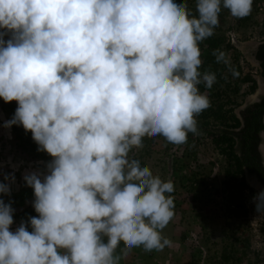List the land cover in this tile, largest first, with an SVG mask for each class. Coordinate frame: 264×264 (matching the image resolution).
Here are the masks:
<instances>
[{
	"label": "clouds",
	"instance_id": "obj_1",
	"mask_svg": "<svg viewBox=\"0 0 264 264\" xmlns=\"http://www.w3.org/2000/svg\"><path fill=\"white\" fill-rule=\"evenodd\" d=\"M194 5L0 0V99L17 102L3 127L22 126L51 157L23 176L37 216L12 231L14 209L0 198V264H121L134 248L170 246L163 230L175 214L174 183L133 150L146 137L182 145L197 133L210 107L199 86L217 79L201 70L200 44L222 9L237 19L253 10V0ZM212 55L226 63L223 51ZM258 135L264 159V130ZM0 194L10 185L0 182ZM253 200L264 211V190Z\"/></svg>",
	"mask_w": 264,
	"mask_h": 264
},
{
	"label": "rangeland",
	"instance_id": "obj_2",
	"mask_svg": "<svg viewBox=\"0 0 264 264\" xmlns=\"http://www.w3.org/2000/svg\"><path fill=\"white\" fill-rule=\"evenodd\" d=\"M257 11L253 14L251 25L246 29L231 31L230 43L240 52L239 64L243 73L251 74L256 82L254 92L247 95L241 104L234 109L235 115L253 101H246L259 90V80L255 67L250 63L249 51L251 42L261 36L260 18L264 15V0H256ZM8 37H5L7 39ZM229 58L227 54L226 60ZM250 98V97H249ZM0 99V182L10 185V194L3 195L5 203L21 193H27L26 198L18 208L32 207L34 200L32 188L25 185L24 174L35 170H43L42 161H33L16 147L12 139L10 128L3 127L9 120L6 112L1 108ZM191 149L192 157L181 158V147L170 145L164 148L163 137H152L142 149L133 150L132 155L141 160L142 165L150 167L155 175L174 183V217L163 230V235L171 240V244L162 251L146 252L143 248H134L121 260V264H185L194 247H200L202 260L206 264L221 262V252L229 251L234 257L240 258V264H264V242L260 234L263 222L262 212L256 211L253 198L262 191L261 187L250 185L245 175L248 188L255 191L251 195L247 189L235 191V179L227 180L221 172L222 161L216 155L211 143L199 133L194 134ZM147 152V153H146ZM179 159L177 170L171 165L172 155ZM184 163V167L182 165ZM181 165V167H180ZM195 174L196 191L187 189V178ZM15 177L14 182L5 180L7 175ZM231 182V183H230ZM230 183V185H229ZM25 194V193H24ZM30 194V195H29ZM23 204V205H22ZM14 209V208H13ZM17 209H14L13 214ZM14 223L10 230L14 231L20 224L13 217Z\"/></svg>",
	"mask_w": 264,
	"mask_h": 264
},
{
	"label": "trees",
	"instance_id": "obj_3",
	"mask_svg": "<svg viewBox=\"0 0 264 264\" xmlns=\"http://www.w3.org/2000/svg\"><path fill=\"white\" fill-rule=\"evenodd\" d=\"M256 5V0H253L251 15L243 19L234 18L227 9H222L219 16V24L214 29L213 34L201 42V59L203 61L201 70L215 72L217 79L210 89H206L203 84L199 86L201 92L209 96L210 107L197 117V133L209 140L216 155L220 157L223 163L221 167L223 176L227 180L235 179L236 187L234 186L233 188L235 191L247 189L251 195H254L255 191L247 187L244 180L245 173L249 176H254L264 186V169L261 163V156L257 151V145L260 142L258 133L264 130V96L261 97L259 102L245 106L238 113V116L233 112L241 104L245 96L254 92L256 83L251 74L242 72L239 64L242 57L240 52L230 43L229 33L238 29H246L251 25L253 14L257 11ZM189 7L194 10V0H189ZM259 24L263 30L261 36L264 37V15L261 16ZM215 49L223 51L225 59L227 54L229 55L226 63L216 62L215 57L212 55ZM256 57L261 64V77L264 82V43L259 46ZM1 108L6 112L10 120L17 108V102L5 103L3 101L1 102ZM10 132L16 147L19 148L26 158L42 162H47L51 159L47 153L37 151V145L31 138V132H25L22 126L12 125ZM151 140L152 137H146L144 145H147ZM193 140L194 134L189 133L187 142L179 145L182 159L194 155V150L190 148ZM163 145L165 149H168L170 145L174 146V144L168 143L164 138ZM179 159L175 154L172 155L171 165L175 170L179 167ZM182 165L184 167L185 164L182 163ZM186 181L187 189L196 191L197 184L200 182L198 183L195 179V174L191 173ZM24 193L19 194V197L13 198L11 207L17 209L13 217L19 222L23 220L27 223L28 217L37 216L38 214L29 206L18 208V203L29 192ZM0 198L3 199V195ZM261 212L263 222L260 226V234L264 242V211ZM29 230L31 229L29 228ZM201 254L200 247H194L185 264H206L203 262ZM220 259L221 262L212 261L210 264H240V258L234 257V254L229 251L223 250Z\"/></svg>",
	"mask_w": 264,
	"mask_h": 264
},
{
	"label": "flooded vegetation",
	"instance_id": "obj_4",
	"mask_svg": "<svg viewBox=\"0 0 264 264\" xmlns=\"http://www.w3.org/2000/svg\"><path fill=\"white\" fill-rule=\"evenodd\" d=\"M262 43H264V37L263 36H261L260 38H258L255 42H251L250 44H251V49H250V51H249V57H250V63L252 64V66H254L255 67V70H256V72H257V75H258V80H259V90H258V92H257V94L255 95V98H254V100H252L253 102L252 103H250V104H248V105H252V104H254V103H257V102H259L260 101V99H261V97H263L264 96V82H263V79H262V77H261V71H262V69H261V64H260V61L257 59V57H256V53H257V50H258V48H259V46L262 44ZM256 83V82H255ZM247 106V105H246ZM263 120H264V116H263ZM261 160H262V158H261ZM262 163V162H261ZM262 167H263V164H262ZM263 169H264V167H263ZM245 175L248 177L247 179L249 180V181H251V178H254V179H256L254 176H249V175H247L246 173H245ZM257 180V179H256ZM258 181V180H257ZM258 183L264 188V186L258 181Z\"/></svg>",
	"mask_w": 264,
	"mask_h": 264
},
{
	"label": "water",
	"instance_id": "obj_5",
	"mask_svg": "<svg viewBox=\"0 0 264 264\" xmlns=\"http://www.w3.org/2000/svg\"><path fill=\"white\" fill-rule=\"evenodd\" d=\"M249 97H250V98H249ZM249 97L247 98L246 101H250V100L252 101V100H254V98H255V96H253V97L249 96ZM262 164H263V167H264V159H262ZM251 181H253L254 184H256V185H258L259 187H261L262 190H264V188L258 183V181H257L256 179L251 178ZM249 183H250V181H249Z\"/></svg>",
	"mask_w": 264,
	"mask_h": 264
},
{
	"label": "bare ground",
	"instance_id": "obj_6",
	"mask_svg": "<svg viewBox=\"0 0 264 264\" xmlns=\"http://www.w3.org/2000/svg\"><path fill=\"white\" fill-rule=\"evenodd\" d=\"M250 185L253 186L254 188H259L258 185L253 183V181H250Z\"/></svg>",
	"mask_w": 264,
	"mask_h": 264
},
{
	"label": "crops",
	"instance_id": "obj_7",
	"mask_svg": "<svg viewBox=\"0 0 264 264\" xmlns=\"http://www.w3.org/2000/svg\"><path fill=\"white\" fill-rule=\"evenodd\" d=\"M25 198H26V197H25ZM25 198H24V199H25ZM24 199H23V200H24ZM23 200H22V201H23ZM18 204L20 205V204H21V201H20ZM22 205H23V204H22Z\"/></svg>",
	"mask_w": 264,
	"mask_h": 264
},
{
	"label": "built area",
	"instance_id": "obj_8",
	"mask_svg": "<svg viewBox=\"0 0 264 264\" xmlns=\"http://www.w3.org/2000/svg\"><path fill=\"white\" fill-rule=\"evenodd\" d=\"M16 219V218H15ZM17 220V219H16ZM18 221V220H17Z\"/></svg>",
	"mask_w": 264,
	"mask_h": 264
}]
</instances>
